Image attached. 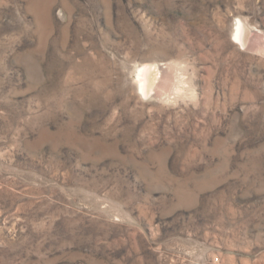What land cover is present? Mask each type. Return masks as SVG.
Here are the masks:
<instances>
[{"label":"rangeland","instance_id":"rangeland-1","mask_svg":"<svg viewBox=\"0 0 264 264\" xmlns=\"http://www.w3.org/2000/svg\"><path fill=\"white\" fill-rule=\"evenodd\" d=\"M0 264H264V0H0Z\"/></svg>","mask_w":264,"mask_h":264},{"label":"bare ground","instance_id":"bare-ground-1","mask_svg":"<svg viewBox=\"0 0 264 264\" xmlns=\"http://www.w3.org/2000/svg\"><path fill=\"white\" fill-rule=\"evenodd\" d=\"M246 32L247 31L244 27L243 22L241 20H238L233 33V37L241 41V43H244L246 37L245 35H247ZM156 72L157 71L155 70V68H152L150 65L145 64L140 66L138 70V91L142 95H147L151 90H153L151 89V87L153 88L152 85L156 80Z\"/></svg>","mask_w":264,"mask_h":264}]
</instances>
